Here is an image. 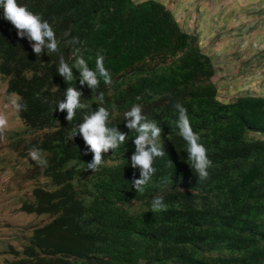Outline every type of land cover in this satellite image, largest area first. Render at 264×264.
Returning a JSON list of instances; mask_svg holds the SVG:
<instances>
[{"label":"trees","instance_id":"1","mask_svg":"<svg viewBox=\"0 0 264 264\" xmlns=\"http://www.w3.org/2000/svg\"><path fill=\"white\" fill-rule=\"evenodd\" d=\"M17 2L50 24L59 51L45 48L36 56L32 42L17 36L0 9V76L5 92L27 106L18 118L28 130L42 132L23 148L41 150L47 161L41 174L54 186L34 188V201L21 205L50 221L32 231L8 264H264V138L247 136L264 137V98L219 101L212 64L197 37L183 32L157 1ZM98 53L112 83L101 79L93 91L80 84L75 61L82 57L95 70ZM60 56L72 81L58 74ZM68 87L80 91L87 105L71 121L56 109ZM177 102L212 161L207 179L198 178L188 159ZM137 104L161 129L166 154L154 159L156 172L143 192L131 186L133 174L139 178L130 159L138 133L125 120ZM101 106L109 111L108 127L126 134V141L102 154L105 162L92 172L82 137H70L83 116ZM157 195L167 211L151 210Z\"/></svg>","mask_w":264,"mask_h":264},{"label":"clouds","instance_id":"2","mask_svg":"<svg viewBox=\"0 0 264 264\" xmlns=\"http://www.w3.org/2000/svg\"><path fill=\"white\" fill-rule=\"evenodd\" d=\"M0 9L3 10V18L11 23L16 29L17 36H27L32 42V51L36 56H40L42 50L47 48L50 52H58V41L55 37L53 28L47 21L42 20L41 16L29 11L26 6L18 4L17 0H0ZM71 42H78V38H73ZM78 51V50H77ZM75 67L78 69L81 85L87 83L89 89L95 91L101 79L104 84L112 83L110 72L104 66V56L97 54L95 61V70L88 67L87 62L82 57H77ZM58 74L65 80L72 81L75 77L72 74L71 67L65 62L63 56H60ZM82 93L73 87H68L65 91L63 102H59L56 109L60 112L67 113L65 119L71 121L76 115L77 109H84L87 105L81 103ZM14 99L11 101V107L16 114L26 110V104L20 102L21 98L13 94ZM97 98L102 102L103 93L101 92ZM178 112L177 127L179 135L187 143L188 159L191 161L192 168L198 174L201 180L207 179L209 169L212 167V161L208 158L206 147L200 143V136L193 131L190 120L187 115V109L180 103L174 105ZM109 111L105 107H98L95 111L86 113L82 122L73 130V139L79 134L84 142L87 151L92 154V160L85 166L87 170L95 172L105 162L102 154H106L109 150H115L120 144L126 141V134L119 132L115 127H108ZM127 120L126 127L129 130H135L138 135L133 140L135 152L131 156V168L139 169V178L131 181V186L137 192H143L144 186L151 180L156 169L153 167L156 157H164L165 151L161 141V129L156 126L154 121L148 120L142 114L140 105H133L130 111L125 113ZM8 128V117L4 113H0V138ZM260 135V133H257ZM29 157L40 166H46L47 161L44 159L41 150L32 148L29 151ZM169 165L173 166L170 159ZM167 205L163 201V197L157 195L151 201V210L153 212L167 211Z\"/></svg>","mask_w":264,"mask_h":264},{"label":"crops","instance_id":"3","mask_svg":"<svg viewBox=\"0 0 264 264\" xmlns=\"http://www.w3.org/2000/svg\"><path fill=\"white\" fill-rule=\"evenodd\" d=\"M154 1L172 13L183 32L197 37L212 64L219 101L244 93L264 98V0Z\"/></svg>","mask_w":264,"mask_h":264},{"label":"rangeland","instance_id":"4","mask_svg":"<svg viewBox=\"0 0 264 264\" xmlns=\"http://www.w3.org/2000/svg\"><path fill=\"white\" fill-rule=\"evenodd\" d=\"M252 27L253 25L251 29ZM249 29L248 27L247 30ZM5 88V80L0 76V113L8 117V128L3 138H0V264L11 262L15 258L14 251L23 248L32 231L50 221V217L46 215L37 216L21 211V205L34 201L32 196L34 188L44 190L54 188L48 178L41 174L43 166L32 161L28 155L30 150L23 148L26 142L39 137L42 132H33L25 127L11 107L13 95L7 94ZM247 136L255 139L264 138L254 133H248ZM19 153H24L25 156H20ZM130 207L134 210L138 208L135 204Z\"/></svg>","mask_w":264,"mask_h":264}]
</instances>
